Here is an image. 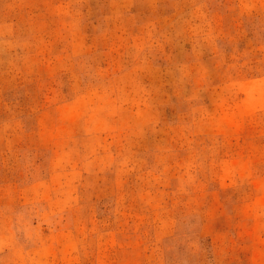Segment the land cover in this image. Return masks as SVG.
Wrapping results in <instances>:
<instances>
[{"label": "rangeland", "instance_id": "obj_1", "mask_svg": "<svg viewBox=\"0 0 264 264\" xmlns=\"http://www.w3.org/2000/svg\"><path fill=\"white\" fill-rule=\"evenodd\" d=\"M0 264H264V0H0Z\"/></svg>", "mask_w": 264, "mask_h": 264}]
</instances>
